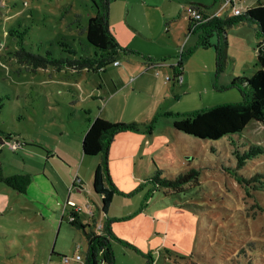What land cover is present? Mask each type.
<instances>
[{
  "label": "rangeland",
  "instance_id": "rangeland-1",
  "mask_svg": "<svg viewBox=\"0 0 264 264\" xmlns=\"http://www.w3.org/2000/svg\"><path fill=\"white\" fill-rule=\"evenodd\" d=\"M191 1L110 0L118 61L136 59L154 75L162 68L149 67L152 57L143 50L166 61L182 57L184 81L168 67L137 85L135 72L128 82L107 73L115 68L111 62L102 70H75L43 68L26 58L93 56L84 30L96 12L91 0H0V137L8 139L0 145V173L30 176L24 193L0 182V264H87L86 236L65 215L66 204L74 203L64 185L77 177L84 189L72 188V196L101 199L92 192L101 156L81 158L83 132L95 116L140 128L110 143L105 183L115 189L106 213H93L95 221L113 220L115 264H264V124L252 121L240 134L217 140L173 127L188 113L241 100L237 88L227 86L259 67L255 43L263 33L250 20L226 27L227 63L217 72L214 49L197 44L203 29L184 47L189 22L183 7ZM234 1L243 12L264 4ZM222 2L193 3L220 17L233 15ZM101 80L107 84L100 88ZM156 169L168 179L197 173L199 184L165 193L150 178ZM80 207L82 224L92 225L91 213Z\"/></svg>",
  "mask_w": 264,
  "mask_h": 264
},
{
  "label": "trees",
  "instance_id": "trees-1",
  "mask_svg": "<svg viewBox=\"0 0 264 264\" xmlns=\"http://www.w3.org/2000/svg\"><path fill=\"white\" fill-rule=\"evenodd\" d=\"M91 1L96 12L94 16L89 17L84 30L87 42L96 50L93 56H80L77 59H49L42 55L28 54L26 58L43 68H46L47 64L51 63V65L57 68L68 66L75 70L93 69L95 67L104 68L107 64L116 60L120 46L116 42L108 24L110 0ZM190 5L200 10L205 20L195 22L187 18L189 22L188 31H190L191 26L195 29H203L198 37L197 44L202 48L214 49L217 72H221L227 63L225 28L246 20L257 23L260 31L263 33L255 43L256 61L259 67L250 75L233 78L227 86L228 88H237L241 95L239 102L234 104H219L188 113L175 120L173 127L176 130L198 138L217 140L226 135L240 134L252 121L264 124V4L258 2L254 8H246L244 12L241 10L242 13L240 14L225 15L224 17L207 15L202 7L196 4ZM226 7L232 8L233 11L235 8H239L233 0ZM212 39L213 41L215 39V41L211 42ZM178 58L181 59L182 57ZM151 59L149 58V66L157 62L165 63L166 61L165 58L154 59L156 62ZM181 66L182 61H179L177 72L173 73L175 79L182 77V71L179 69ZM129 130L138 131L140 128L134 121L113 123L101 116H95L89 121L82 137V157L101 156V161L94 172L93 189L101 196V210L103 212H106L109 206L110 189H115L111 182L109 187L105 183L106 180H109L107 170L108 147L115 135ZM148 130L151 132L150 128ZM7 140V138L2 139L0 137V145ZM161 173V170L156 169L154 176L150 178L154 180L156 185L163 187L165 193L169 191L173 193L184 192L186 190L185 185L191 181H194V184H199L197 173L189 172L172 179L160 177ZM0 182L19 193H24L30 182V176L25 173L11 175L0 173ZM69 206L71 209L66 214L69 224L82 229L86 236L87 252L85 262L87 264H115L111 246V240L114 238L111 232L113 220L109 219L103 222L99 232H96L93 229V225H83L80 222L77 211L73 210L74 205ZM71 217L73 218L72 220L69 219ZM87 228L89 232H87ZM51 253L55 252L52 250ZM62 258L64 259L65 256H62Z\"/></svg>",
  "mask_w": 264,
  "mask_h": 264
},
{
  "label": "crops",
  "instance_id": "crops-1",
  "mask_svg": "<svg viewBox=\"0 0 264 264\" xmlns=\"http://www.w3.org/2000/svg\"><path fill=\"white\" fill-rule=\"evenodd\" d=\"M196 0H192L191 1V3L190 4H195V3H193V2H195ZM123 2L127 5L129 2H130V0H123ZM197 5V4H196ZM250 8V7H249ZM204 11H205V13L207 14V15H218L217 13H218V10H205L204 9ZM195 28H193V26H191V29H190V31L189 32H187L188 34L185 36V40H187V42H185L184 43V47H185V45H187V43L190 41V40H192V39H190L189 37L190 36H193L192 34L195 32ZM137 35L136 34H134L132 37H136ZM188 37V38H187ZM259 38H260V36H259ZM137 49H140V48H137ZM181 50H183V48H181ZM180 50V51H181ZM143 51H146L145 53H146V55L147 56H149V57H152V58H154V59H161V58H166V57H164V56H162L161 58H159L158 57V54L157 53H155V52H153V51H149V50H143ZM183 52V51H182ZM189 52V51H188ZM179 57H181L180 55H179ZM118 60V59H117ZM131 60H135L134 62H132V61H130V59L129 60H127L126 61V63H121V61H119V64L118 65H113L112 63H110V64H112L113 66H115V68H112L111 70H109V71H107V73L109 72L110 73V75H112V76H116V77H120V75H122L123 77H124V80L126 81V82H128L130 79H131V77H132V75L134 74V72L135 73H137L136 75H135V77H133V81L132 82H136V81H138V80H140L141 78H143V77H146V78H148V80L149 81H152V80H155L154 79V76H156L155 74L154 75H150V74H147L148 72H143V70L145 69V68H143V66H141L142 64H141V62H139V61H137L136 59H131ZM178 61H182V58L180 59V58H178L177 60H167V61H165V64L164 65H161L160 64V67L162 68V69H160L161 70V72H158V70H157V72H158V74H162V73H164V72H166L167 71V69L166 68H168V67H171L172 68V72H177V66H176V63L178 62ZM149 65V64H148ZM105 68V67H104ZM103 68H101V70H102ZM143 69V70H142ZM179 69H181V71H182V78H181V80H179V79H177L179 82H182V81H184V77H183V74H184V72H183V68H182V66L179 68ZM150 72V71H149ZM105 76V75H104ZM104 76H102V79L104 78ZM149 76H151V78L149 77ZM171 80V79H170ZM106 85L107 84V82H102V80H101V84L99 85V87L101 88V87H104V84ZM143 83H142V81H138L137 82V85H142ZM136 85V87H138ZM179 97V96H178ZM84 133V132H83ZM82 158V160H83V157H81ZM82 164V163H81ZM96 165H98V163L96 164ZM95 167H97V166H95ZM95 169V168H94ZM94 169H93V171H94ZM76 179L77 180H79V184H83L84 182H83V180L82 179H79V178H77V177H75L74 178V180H73V178L71 179V180H67L66 182H65V185H64V190L66 189V191H67V197H66V199H68V201H71L72 203H74L73 205L74 206H76L77 208H76V210H77V214H78V219L80 220V222L81 223H83L82 222V220H81V217H80V213H81V207H80V205L81 206H83V209H86L87 210V212H89V213H91V218H92V221H93V227H95V225H97V224H103V221H101V220H98V221H95V218L93 217V213L94 212H96V213H106V212H103L102 210H101V199L99 200V198H98V200L96 199L97 197H92V198H89L88 200L87 199H85L82 195H79V194H77V195H75V196H72L74 193L72 192V188H74V187H77V189H78V192H81L84 188H81L79 185H76ZM70 182V183H69ZM53 189L55 190L56 189V186L53 184ZM92 192H93V195L94 196H98L99 194L98 193H96L95 191H94V189H93V181H92ZM76 201H81V202H76ZM64 209H65V215L66 214H68V211L71 209L70 208V206H69V204H66V208L64 207ZM65 215H62V218L63 217H65ZM67 216V215H66ZM99 218V217H98ZM69 223V222H68ZM95 224V225H94ZM90 225V224H89ZM72 226V225H71ZM74 227V226H73ZM78 229H80V228H78ZM94 230H95V228H93ZM82 230V229H81ZM85 235V234H84ZM78 255V254H77ZM78 260V259H77ZM79 260H81V259H79Z\"/></svg>",
  "mask_w": 264,
  "mask_h": 264
},
{
  "label": "built area",
  "instance_id": "built-area-1",
  "mask_svg": "<svg viewBox=\"0 0 264 264\" xmlns=\"http://www.w3.org/2000/svg\"><path fill=\"white\" fill-rule=\"evenodd\" d=\"M231 0H224V2H223V4H222V6L221 7H223V6H227L228 5V3L230 2ZM234 1V0H233ZM233 13L234 14H240V13H242V11H241V9H239V8H235L234 9V11H233ZM184 14H185V16H186V18H190V19H192L193 21H201V20H205V18H204V16H203V14L201 13V11L200 10H198L197 8H195L194 6H192V5H186L185 7H184ZM212 16V15H211ZM113 65H118L119 64V61L116 59V60H113L112 62H111ZM157 64H161V65H164L165 63H161V62H157ZM178 65H179V61L176 63V66H177V69H178ZM152 66H154V64L153 65H151V66H149V67H152ZM154 74H157V71H154ZM182 78V77H181ZM181 78H179V80H181ZM170 78L167 76L166 77V80H169ZM18 146V144H15V145H13L12 146V148H15V147H17ZM76 206L73 208V210H75V211H77L76 210ZM70 220H72L73 218L71 217V218H69ZM102 226H101V224H97V225H95V230H96V232H99V229L101 228ZM75 258L76 259H81V257L79 256V255H76L75 256ZM65 259V258H64Z\"/></svg>",
  "mask_w": 264,
  "mask_h": 264
}]
</instances>
